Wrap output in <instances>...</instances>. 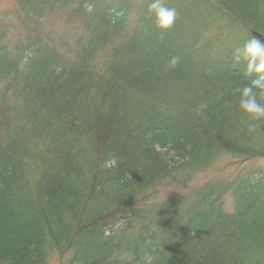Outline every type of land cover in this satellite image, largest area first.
Returning a JSON list of instances; mask_svg holds the SVG:
<instances>
[{
	"label": "trees",
	"instance_id": "trees-1",
	"mask_svg": "<svg viewBox=\"0 0 264 264\" xmlns=\"http://www.w3.org/2000/svg\"><path fill=\"white\" fill-rule=\"evenodd\" d=\"M149 2L0 7V264H264V170L207 177L264 157L233 55L264 0H165L163 33Z\"/></svg>",
	"mask_w": 264,
	"mask_h": 264
},
{
	"label": "clouds",
	"instance_id": "clouds-1",
	"mask_svg": "<svg viewBox=\"0 0 264 264\" xmlns=\"http://www.w3.org/2000/svg\"><path fill=\"white\" fill-rule=\"evenodd\" d=\"M88 13L93 11L91 3L85 4ZM148 11L154 15L155 25L162 33L169 30L175 23L178 12L175 8L167 6L165 0H150ZM25 55L20 64L23 69L28 63ZM236 63L243 62L245 65V76L249 78V83L239 90L238 108L249 121V130H255L257 122H264V42L252 37L242 47H238L234 52ZM179 63V57L174 56L168 63V68L172 69Z\"/></svg>",
	"mask_w": 264,
	"mask_h": 264
},
{
	"label": "rangeland",
	"instance_id": "rangeland-1",
	"mask_svg": "<svg viewBox=\"0 0 264 264\" xmlns=\"http://www.w3.org/2000/svg\"><path fill=\"white\" fill-rule=\"evenodd\" d=\"M7 4V0H0V7ZM223 165H227V168L220 169L219 167H216L210 174H208L207 177L215 176L217 173L223 172L224 176L230 175L235 176L237 172L243 171V170H253L255 172L263 171L264 170V157L253 159L252 161H249L243 165H238L235 159L228 157L223 164H221L220 167H223ZM59 257H54L50 264H60Z\"/></svg>",
	"mask_w": 264,
	"mask_h": 264
}]
</instances>
